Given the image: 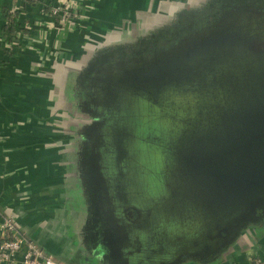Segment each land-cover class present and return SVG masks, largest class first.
I'll return each instance as SVG.
<instances>
[{"label":"water","instance_id":"1","mask_svg":"<svg viewBox=\"0 0 264 264\" xmlns=\"http://www.w3.org/2000/svg\"><path fill=\"white\" fill-rule=\"evenodd\" d=\"M88 5L82 15L95 17L86 26L95 31L98 7ZM248 7L222 19L228 25L205 42L163 55L135 77L105 79L98 96L112 106L92 142L104 143L106 131L112 143L97 156L113 174L99 190L106 221L119 224L112 264L205 258L264 215V37ZM114 124L126 129L123 152ZM133 211L138 221H129ZM113 242L100 247L102 256Z\"/></svg>","mask_w":264,"mask_h":264},{"label":"crops","instance_id":"2","mask_svg":"<svg viewBox=\"0 0 264 264\" xmlns=\"http://www.w3.org/2000/svg\"><path fill=\"white\" fill-rule=\"evenodd\" d=\"M82 1L86 11L88 3ZM55 3L60 0H0V221L9 215L26 238L60 261L108 264L107 252L102 256L101 248L90 242L93 218L86 205L71 197H82L72 152L82 142L80 126L89 122L87 113L71 101L69 106L60 93L75 66L51 57L48 67L41 68L40 57L26 45L31 41L39 50L54 46L57 31L48 6ZM13 39L16 45L5 48L4 40ZM63 70L57 92L47 71L55 75ZM262 222L242 231L224 262L251 264L256 258L264 264ZM14 264H23L20 254Z\"/></svg>","mask_w":264,"mask_h":264},{"label":"trees","instance_id":"3","mask_svg":"<svg viewBox=\"0 0 264 264\" xmlns=\"http://www.w3.org/2000/svg\"><path fill=\"white\" fill-rule=\"evenodd\" d=\"M249 1L251 0H208L209 3L205 8L199 10L190 8L173 11L172 13L174 14L172 16L174 18L171 19L168 24H165L166 26H160L154 31L145 30L142 34H135L136 36L134 34L123 35L119 34L121 32H117L113 34L114 36L112 38L114 39L111 38V43L107 41L109 39L107 38L105 42H100L99 46L94 45L90 50L97 48L94 50V54L91 58H86L85 60L82 58V62H79L81 64L80 68H72V70L69 71V76L77 81L76 84H71L69 86V88L76 91L75 96L76 101H78L76 104L77 109L86 112L89 118V122L87 124H82V126H80L81 129H79V131L83 132V138H81V144L83 145L79 146L78 151L72 152L74 161H77V165L74 167L73 171H77L78 175L81 177H79L78 180V188L82 191V197L80 195L78 198L73 195L71 196L76 203L77 200L81 198L87 210L90 213L94 212L96 217L105 223L108 212L101 202V195L99 193V188H104L105 182L103 184L98 183V177L102 174V167H99L98 163L103 166L105 161H94L93 156H91L92 151L89 148L93 139L98 136L105 127L104 126L102 129L103 125L99 124V120L103 121L105 118L100 116L101 114L96 111L94 100H92V98L95 97L94 87L99 86V81L110 75L111 78L113 76L122 78H128L130 76L135 77V71L153 66L157 63L159 57L163 55L169 56L168 54L179 51V48L186 44H192L194 42L200 44L205 42L210 35L216 33L222 26L228 25L221 22L222 19L238 13L237 11H233L234 5H238V7L234 9L236 10L241 7L240 5ZM243 22L244 21L241 20V23ZM132 25L134 26V24ZM142 27L143 25L138 24L133 28V31L138 33ZM133 36L136 38L132 42L131 37ZM134 77L132 78L134 79ZM104 84L106 83L104 82ZM69 102L70 98L68 97V104L70 106ZM194 130L196 131V129ZM88 171L89 173H87ZM87 177L90 179L87 180ZM89 184L93 188H89ZM257 212H259V210ZM138 218L139 214L133 211L132 216H129L128 219L129 221H134L136 219L138 221ZM263 220L264 215L248 223V225L256 224V226L259 227L260 223H263ZM107 225L112 230H115V232L109 235V239L114 241L113 243L115 245L111 246V249L109 248L107 252L106 261L110 263V261H113V256L116 249L118 250L120 247V243L116 234L117 226L112 224ZM246 228L247 225H242L239 226L238 229H235L234 239L229 242L228 247L221 245V247L217 250H213L212 253L205 256V258H187L182 263L211 264L218 261L224 262L229 247L234 244L235 240Z\"/></svg>","mask_w":264,"mask_h":264},{"label":"rangeland","instance_id":"4","mask_svg":"<svg viewBox=\"0 0 264 264\" xmlns=\"http://www.w3.org/2000/svg\"><path fill=\"white\" fill-rule=\"evenodd\" d=\"M86 1L88 4L92 3L95 8L98 7L97 10L99 11V14L96 16V19L97 21L98 20L99 21L97 24L98 26L95 27L96 29L95 31H89L88 29H86V26L88 24L87 21L92 22L95 19V17L94 16L86 17L82 15L86 13L82 7L83 1L82 3H80V0H75L74 4L78 12V18H77L78 21L76 22V24L70 26V29H66L64 31H61L60 33L56 32L59 45L53 46L51 49H49L48 47H44V48L42 47L43 49L39 50L38 48L32 47L31 41L30 44L26 43V45H28L29 47L28 50L35 51V54L38 57H40V62L42 61L43 63V65L40 66L41 68L48 67L51 57L54 58L55 60L61 59L62 62H66L67 60L72 61V59L78 60V61H73V63H75L74 68H80L81 64L79 62L80 61L82 62V58L84 60L86 58L90 59L91 56L94 54V50L97 47L91 50L90 48H92L94 45L99 46L100 42H105L107 38H109L107 41L111 43L110 40L114 36L113 34H116L117 32H121L119 34L138 35L144 33L145 30L154 31L156 30V28L160 26L162 27L166 26L165 24H168L170 20L174 18L172 16L174 14L172 13L173 11L190 9V8L193 10L194 9L199 10L205 8V6L209 3L208 0H103V2L102 0H86ZM182 1L185 2L182 4L181 3ZM252 1H254L255 4H259V3L261 4V2L264 3V0L261 1L252 0ZM236 6L238 5L233 6L234 12H236V10H234ZM240 6L242 7V5ZM256 21L255 22L257 25L259 24L258 21H260L261 26L264 27V20H262L261 16L257 17ZM132 24H134V26ZM138 24L143 25V27L137 33L136 31H133V28H135ZM73 29L78 30V32L82 30L83 33L80 32L81 34L80 35L76 32L75 33L70 32L73 31ZM135 36L131 37L132 42L135 40L136 38ZM82 50L87 52H85V54L82 55ZM61 76L62 74L59 75V81H58L59 85L60 82L62 81ZM110 76L108 77L111 78ZM72 78L73 77L69 76L68 73V75L65 78L64 84H62L60 93L62 96L66 95L67 97H70L71 104L74 103L75 106V104L78 103V101H76V96H75L76 91L69 88V86L71 84H76L77 81ZM105 79L106 78L101 79L98 84L99 86L94 87V95H95L94 107L96 111L101 114L100 116H102L103 118H105L104 114L109 110L108 106H112L111 103L109 102L111 100L106 95L105 98L104 95L102 97L98 96L99 92H102L104 94L106 92V89H108L110 80L106 82ZM104 82L106 84H104ZM113 126L115 128L114 129L115 141H116L115 143L118 147V150L123 152L125 148L124 141L126 139V136H124L125 130H122L123 127L122 126L118 127L116 126V124H114ZM105 132L106 131H104L105 134L104 143L103 141L99 140L97 137L95 142H92L90 144L89 148L91 147L94 150L100 151L101 153L102 152L105 153V147H108V143H109V138ZM82 145L83 144H81V146ZM98 160H100V158L94 159V161L96 162ZM98 166L101 167L100 163H98ZM101 172L102 174L100 176L102 177V180L100 182L98 178V183L103 184L106 180L102 168H101ZM101 188L103 187H100L99 190Z\"/></svg>","mask_w":264,"mask_h":264},{"label":"built area","instance_id":"5","mask_svg":"<svg viewBox=\"0 0 264 264\" xmlns=\"http://www.w3.org/2000/svg\"><path fill=\"white\" fill-rule=\"evenodd\" d=\"M75 2V0H73ZM86 8L91 7L85 5ZM48 12L52 18V25L60 33L78 21V12L72 0H60V3L50 4ZM13 15V12L11 13ZM80 18V17H79ZM25 26H20L23 30ZM16 45V40H4V47L10 48ZM20 254L23 264H70L58 260L52 254L43 250L34 241L26 238L24 232L15 225L13 219L7 215L0 221V264H14L15 256ZM223 264H236L227 263ZM251 264H262L261 260L253 259Z\"/></svg>","mask_w":264,"mask_h":264},{"label":"flooded vegetation","instance_id":"6","mask_svg":"<svg viewBox=\"0 0 264 264\" xmlns=\"http://www.w3.org/2000/svg\"><path fill=\"white\" fill-rule=\"evenodd\" d=\"M185 1H182L181 3L183 4ZM247 5H249V6H251L250 8H254V10L256 11V13H257V15H258V17L259 16H261L262 17V20H264V3L263 2H261V4L259 3V4H255V2L254 1H249L248 3H244L243 5H242V7H247ZM236 7H238V6H236ZM250 8L248 7L247 9H245V10H248V12H250ZM237 10V9H236ZM252 11V10H251ZM257 22V21H256ZM258 25H259V27H260V32H258V33H260V35H262L263 37H264V27L263 26H261V23H260V21H258ZM257 41V40H256ZM256 46H258V44H256ZM260 49L261 50H258V52L260 53V54H264V47H260ZM89 51V50H88ZM85 52H87V51H83L82 52V55H84L85 54ZM68 61H70V60H68ZM73 61H78V60H73L72 59V61L71 62H69V63H72ZM73 64V66H75V63H72ZM72 64H70L69 66H72ZM64 67H68V64H65L64 65ZM52 73V72H51ZM62 74V76H65V74H64V70L62 71V72H60V73H58V74H50L48 71H47V76H46V79H47V81H49V82H51V84L53 85L54 83H55V89L57 90V92H60V87H59V84H58V80H59V75H61ZM61 76V77H62ZM63 78V77H62ZM62 82V81H61ZM60 82V83H61ZM95 87H98V86H95ZM60 96V95H59ZM58 96V97H59ZM65 96V95H64ZM64 96H63V98H64ZM57 97V96H56ZM92 100H94V97L92 98ZM91 118H93L92 116H90ZM102 123V120H99V124H101ZM102 125V124H101ZM105 128H106V126H105ZM105 128H104V130H105ZM110 131V130H109ZM111 131L109 132V135L111 136ZM110 141V140H109ZM109 146L111 147L112 146V143H109ZM109 147V148H110ZM91 151H92V154H91V156H93V158L94 159H96L95 157H97V156H100V154H102L100 151H97V150H94V149H91ZM106 151V150H105ZM107 151H109V150H107ZM107 153V152H106ZM101 157V156H100ZM105 158V156L103 155V158L102 159H104ZM93 159V160H94ZM103 171V170H102ZM87 173H89V171L87 172ZM104 174V173H103ZM105 175V180L108 182V177H111V176H113V174L112 175H110L109 174V176H108V174H104ZM107 175V176H106ZM87 176V175H86ZM81 178V177H80ZM90 178H91V174H90ZM89 177H87L86 179L87 180H89L90 179ZM99 178V181L101 182V176H99L98 177ZM105 181V182H106ZM106 186V185H105ZM89 188H93L90 184H89V186H88ZM113 190H114V188H113ZM115 191V190H114ZM89 215H91L92 216V218H93V225H92V227L91 226H89V229H91V231H90V233H91V235H90V237L89 238H91L90 239V242H93L96 246H99V247H101V246H105V244L106 243H108L109 244V241H112L111 239H109L110 237H109V235H110V233H113V232H115V230H112L110 227H108V225L107 224H112V225H116L118 228H119V224H116V221H115V217H113L112 218V221L111 222H108V221H106L105 220V223L104 222H102L101 220H99V218H97L96 217V215L94 214V212L92 213H90L89 212ZM108 215V214H107ZM249 225H247V227H248ZM114 227V226H113ZM111 230H112V232H111ZM117 230V229H116ZM110 263L112 264L113 262L112 261H110Z\"/></svg>","mask_w":264,"mask_h":264}]
</instances>
